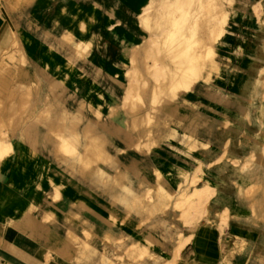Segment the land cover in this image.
<instances>
[{
	"label": "bare ground",
	"instance_id": "obj_1",
	"mask_svg": "<svg viewBox=\"0 0 264 264\" xmlns=\"http://www.w3.org/2000/svg\"><path fill=\"white\" fill-rule=\"evenodd\" d=\"M233 1H138L131 15L139 39L134 37L135 40L133 38L129 43L119 41L121 60L117 65L120 70L112 67V74L106 70L109 73H106L107 77L120 87V93L115 92L112 85L107 87L109 94L114 95L112 103L107 101L106 95L96 92L98 88H95V97L77 96L78 86L74 82L78 79L71 81L73 89H68L66 71L54 76L45 67L30 66L19 36L15 34L11 46L0 51V165L12 150L8 134L12 135L15 127L29 114L30 120L21 126L22 142L30 154L39 151L49 157V169L59 180L56 183L54 178H49L46 186L41 188L43 202L31 199L22 211L21 219L12 222L15 227L75 264H176L180 249L189 239L181 233L185 223L181 225L179 217L187 223L199 218L206 209L216 177L215 172L203 170L202 160L192 153L196 146L208 144V140L201 141L197 135L198 125L206 121L201 120L198 112L192 113L196 121L194 125L185 103L194 106L196 111L204 101L230 105L231 98L226 97L224 90L235 91L236 86L231 79L224 77L230 72L226 68L230 62L227 51H242L241 43H235L232 38L235 33L230 17ZM79 7L75 5L72 15L78 17V25L83 31L86 24L94 22L95 16L89 14L90 10L86 13ZM117 27V31L121 30V26ZM107 30L112 33L109 28ZM50 34L53 37L50 45L62 49L65 63L71 69L77 67L81 71L88 65L92 69V80L98 83L107 67L103 69L100 60L101 66L93 64V57L90 60L93 34L78 38L68 27L57 34L45 31V36ZM127 38L131 40V37ZM16 53L19 54L21 69L12 74L9 67H15L13 59ZM54 56L52 59H57ZM41 57L43 60L45 56ZM232 68L238 69V65L234 63ZM113 71L121 75L118 73L120 76L117 77ZM42 77L47 82L46 88L42 87ZM241 80H244L241 89L246 96L249 79L242 77ZM251 84L249 104L244 113L247 117L255 114L264 128V105L254 101L255 95L264 94V62ZM38 104L43 107L35 111ZM205 128L210 134L214 133L208 124ZM117 134L121 138L119 141L113 139ZM172 140H176V144ZM130 144L144 153L162 144L166 153L174 154L175 161H167L166 167L161 168L147 154L138 155V160L130 158L129 164H124L118 152ZM242 163L240 170L251 184L247 182L248 186H240L237 193L244 194L250 214L264 222V159L256 158L251 150ZM174 169L181 176L179 184L170 175ZM28 173H23L24 177ZM198 180L201 187L194 184ZM65 184L71 189L65 187L63 195L61 190ZM162 220L168 221L176 234L169 256L161 252L167 244ZM124 236H129L126 242L121 241Z\"/></svg>",
	"mask_w": 264,
	"mask_h": 264
},
{
	"label": "crops",
	"instance_id": "obj_2",
	"mask_svg": "<svg viewBox=\"0 0 264 264\" xmlns=\"http://www.w3.org/2000/svg\"><path fill=\"white\" fill-rule=\"evenodd\" d=\"M138 1L140 2L141 0H35V3H32L30 6H28L25 9L19 10L18 14L11 13V14L6 15V20L4 19L2 20V22L3 23L5 22V23L3 24V28H1L0 32L10 33L12 29L19 36L18 28L22 23L24 25L25 30L29 31L31 28L33 30H37L38 35H39V40H40L38 42V44H40L38 45V48L40 49L39 50L40 55L38 54L39 55L38 57L41 59L42 53L44 54L46 53L48 54V56L55 55L54 57H57V55H60L62 57V60H61V65L59 64L60 62L58 63V61L56 62L58 65L55 62L53 65H50L47 61L45 62L43 61V65L41 66L36 63L30 64L28 62V55L26 54L23 48L25 55H26L27 63L30 66L32 67L35 66L34 68L45 67L47 70H49L48 71L49 73H50V66L51 67L53 66L52 69L53 68L54 69L53 70L51 69L53 72H51L50 74L54 73L53 74L54 76L60 75L61 73L66 71L68 73L69 80L66 79L65 84L67 83L66 86H69L68 89L72 90L73 84L71 81L74 82L76 79H78V81L74 82V84L78 86L77 96L95 97V93L99 91L103 93V95H106L105 98L107 99V101L109 100L108 102L112 103L114 101V95L109 94V92L107 91V87H109V85H112L113 88L115 89L114 91L118 93H120V87L116 83H114L110 78H108L106 73L109 72L110 74H112L111 69H113L114 67L116 68L115 70L117 69L120 70L117 65L118 62L121 60V48L119 45V41L123 40L125 43H129L133 40L134 37L136 39H139L138 29L136 28L135 22H133L132 15H131L132 14L131 11L133 10V8L136 9L135 5L137 6L139 4ZM43 2H45V5H43L44 4ZM51 5L53 6L52 11H50ZM75 5H77L78 7L81 6L79 7V8H82L81 11L86 10L87 11L86 13H88V11L90 10L89 14H94L93 16H95L94 22H92L91 24L90 23L86 24L83 31L80 30V27L78 25L79 23L78 17L72 15L74 13L73 11L75 9ZM128 6L130 9L128 8ZM20 12L23 14H20ZM63 13L65 16H62ZM48 15H50L49 17L50 19L48 23L45 24L43 20ZM42 16H43V20H42ZM64 21H66L67 25L65 24ZM126 22L129 24H127ZM116 25L119 28L121 26L120 29L125 30V32L123 31L122 33L121 30L117 31L118 29H116ZM61 27L65 29H67L68 27V30L72 31L73 35L75 34L74 36L75 37L77 36L78 38L80 37L87 38L91 34H93L92 50H91V56H90L91 59L90 58L89 59L92 60V57H93L92 62L95 65H100L102 63L101 65L103 66L102 67L103 69H105L106 67L107 68L109 67L108 65L106 66V63L111 66L108 69L107 68L105 69V71L108 70V72L103 71L104 74L100 78H98L99 79L98 83L92 80V69L89 68L88 65L84 66V71L77 69V67H73L71 69L69 65L65 63L66 60H65L64 55L62 54V49L58 48L57 45H52V46L50 45L51 35L45 36V31L47 30V31H50V33L57 34L59 33L61 29H63ZM107 28L110 29V31L112 32L111 33L112 35L107 30ZM114 29H116V31H114ZM74 32H77V33H74ZM117 32H121L122 34L117 33ZM126 33H129L131 36L130 35L126 36L127 35ZM127 37H131V40L129 38L130 40L129 41ZM19 39H20V36H19ZM110 41H111V44L109 43ZM6 43H7V39L5 37H0V51L3 49ZM43 48H44V51H42ZM112 53L114 55H111ZM51 56L49 57L52 58ZM115 56H117L118 58H116ZM53 60L56 61L55 58ZM98 60H100L101 63H99ZM103 60L104 62L106 61V63H103ZM48 64L50 66H48ZM72 73H73V76H72ZM118 73L121 75L120 72L113 71V74H115L117 77L120 76ZM67 80L69 81V83ZM87 81H89V83ZM44 82L46 83L45 80ZM95 88L96 89L98 88L96 92H95ZM246 92H248L247 89H246ZM208 104H207V101H204V103L202 105H199L197 108V112L200 114L202 121L203 120L206 121V118L202 116L203 114H202V111H200V107L205 108L206 106L212 110H214L215 108ZM104 108L105 107H103V109ZM104 112H105V109H104ZM250 117L246 116L247 121H249ZM209 123L211 122L209 121ZM209 123L208 125L211 126V129L213 130L212 125ZM204 130L206 131V128ZM213 132L215 133L214 130ZM207 133L210 136L203 137L200 129L199 128L197 129V135L201 139V141L205 142L206 140H208V143L210 142L209 143L210 146L202 148V146L198 145L196 150L195 148L192 149V153L196 154L202 160L203 170H206V172L211 171V172L216 173L215 180L213 181V184H212V186L214 185L213 192H212L213 194L212 193L210 194L208 201H207L206 209L198 216L199 218L198 219L195 218L196 221H192L193 222V223L191 222L192 224L188 223L189 225L188 224L182 225L183 230L181 231V233L184 236H189V239L180 249L178 259L176 260V264H264V222L261 218L260 219L258 217L255 218L250 214V209L248 207L247 200L244 194L237 193L239 192L240 186L246 187L249 184H251L248 178H246V175L240 170V165L242 163L243 158L247 154H249L251 150L254 151V149L247 148L246 151L242 154V156L241 154H235V155L228 156L227 148H224V153H222L223 149L219 152H216V145L215 143L212 142L213 133L212 134H210L209 132ZM113 139L118 140V141L121 140V138L119 139L118 134L114 135ZM172 141L173 143L176 144L175 142L176 140H172ZM162 144L152 147L149 151H147V153L138 151V149L134 148L130 144L128 147L123 149V151H119L118 155H119L120 160L124 164L126 163L128 165L130 158H133V159L135 158L138 160V157L140 155L150 154L149 157L153 161H155L158 164V166H160L161 168H165L166 164L168 162L173 163L176 157L171 152L166 153L165 148L161 147ZM132 148H134V150ZM156 148L157 150H155ZM27 152L28 153L26 154L23 153V151L22 153H20V158H22V162H21V165L18 166L19 168L18 167L17 168H11V167L4 168L3 166H5V163L8 157H6L5 162H3L0 165V168L2 167V169H4V170L0 169V264H75L72 261H69L66 257L58 255L53 250H49L40 240L27 235L19 227H15L12 224L14 220L21 219L22 211L24 210L25 206L31 199L39 203L43 202L41 188L46 186V183L48 182L49 178H52V179L54 178L53 179L54 182L59 183L57 176H55L52 173V171L49 169V164H50L49 161L45 163V161H42L41 159H36L34 154L32 155L29 153V150ZM224 158L229 159L230 163L232 162L231 165L233 164L232 166L237 168L235 169L236 170L235 178H232L228 181L221 180L218 175L219 169H220L219 168L220 162L223 161ZM28 160L30 163L28 162ZM31 161H33V163H31ZM25 163H26V166H25ZM29 164H31L30 167H29ZM10 169L11 170L13 169L12 170L13 173L8 172V171H11ZM190 170H193V169H190ZM23 173L25 174L28 173V174L27 176L24 177L25 174L23 175ZM170 173H171L170 175L173 178V180L177 181L176 183L179 184V182H181V176L180 174H178L176 169L172 170ZM29 174L31 175V177ZM18 175L19 176L21 175L19 177L20 179L18 178ZM10 177L13 178L12 180L14 181V184H12L13 181L11 180ZM15 178L17 179L18 182L15 181ZM19 181L22 184L19 183ZM242 181H244L245 183ZM247 182H249V184ZM37 184H39L40 186L38 187ZM196 186L201 187L200 180L197 181ZM28 187L31 189L27 191ZM65 187L66 188L68 187L67 189H71L70 185L68 184L63 185V188L61 190L64 192V193L62 192L63 195H65V190H64ZM227 188H229L230 191H227L226 190ZM30 190H31V193H30ZM239 207H241L242 210ZM222 209H223V212H222ZM247 210L249 212H247ZM218 213L222 217H224L225 215L224 217L225 219L219 216ZM170 218H172V216ZM219 221H222V223ZM230 221H232V223ZM175 241H176V234H175L173 242H167L165 248L162 249L161 251L165 252L167 256H169L171 252V248ZM48 251L49 253H47ZM161 261L162 260L160 258V262Z\"/></svg>",
	"mask_w": 264,
	"mask_h": 264
},
{
	"label": "rangeland",
	"instance_id": "obj_3",
	"mask_svg": "<svg viewBox=\"0 0 264 264\" xmlns=\"http://www.w3.org/2000/svg\"><path fill=\"white\" fill-rule=\"evenodd\" d=\"M32 3H35V0H8V1L0 0V30L1 28H3V24L5 22L3 23L2 20L3 19L6 20V15L11 14V13L18 14L19 10L27 8ZM43 3H44L43 5H45V2ZM52 10H53V6L51 5L50 11ZM20 14H23V13L20 12ZM230 14H231L230 17L233 20V26L235 27V33L233 34L232 38L233 40L235 39L234 40L235 43H241L242 51H238V49L230 50L229 52L227 51V55L229 57L230 62L226 66V68L228 71H230L231 73H234L235 75H232L230 72H228L224 74V77L227 80L231 79L232 83L236 86V87L234 86L236 90L235 91L224 90L226 97L230 96L231 98V102L229 106H227L226 103L218 104L213 101H209V102L207 101V104L209 103L208 105L215 107L214 109H217V110L214 111L210 109L209 107H206V108L200 107V111H202V114H203L202 116L206 118V122L204 124L198 125V128L200 129L203 137H209L210 135L204 129H205V126L209 123V121L211 122L209 124L212 125V128L215 131V133L212 134V142L215 143V145L217 144L216 152L221 151L223 148H227L228 156L235 155V154H241L242 156V154L246 151L247 148H253L256 158L261 157L262 159H264V144H263L264 143V130H263L264 128L260 126L255 114H251L249 121H247V118L244 115V111L249 103L250 94H251L250 92L252 91L251 83L255 81L258 70L260 69L261 64H263L264 62L263 60L264 59V0H234L232 3V6L230 7ZM49 17L50 15L46 16V18L43 20V16H42V20L44 21L45 24L48 23L50 19ZM242 24H244V26ZM18 31H19V36L21 39V44L22 46L24 45L23 48L26 51V54H28V62L30 64L36 63L41 66L43 65V61H46V58H47V62L49 61L48 63H50L51 65H53V62H57L58 59H59L58 62H61L62 57L60 55H57L58 57H56L57 58L56 61H53V59L50 58L48 54L46 53L45 54L42 53V55L45 56L43 57L44 58L43 60L42 58L39 59L38 53L40 49L38 48L39 35H38L37 30H33L32 28L29 31L25 30L24 25L22 23L19 26ZM15 34L17 35V33L12 29L10 33L0 32V37H5L7 39V43L3 47L4 49L9 48L11 46V42ZM27 36L28 38H26ZM50 39L51 40L53 39L52 35ZM251 50L253 51L252 54L250 53ZM221 51L224 52L225 50H221ZM13 60H14L13 62H15L16 65L15 67L10 66L9 70L13 72L12 74H15L16 71L21 69V64H20L18 53L15 54V57ZM244 60L246 62H244L245 64L242 65ZM234 63L238 65V69L232 68ZM241 65L244 67L242 68ZM52 67L50 68V72H53ZM242 77H246L247 79H249L248 85L250 88L249 87L247 88L249 90L246 96L244 95L245 94L244 89H241L242 88L241 84H243L244 82V80L243 81L241 80ZM44 80L45 79L42 77L41 84L43 88H46L47 82L45 83ZM262 94L263 92L260 94H257L258 96L255 95L254 101L256 102V104L259 102L258 103L259 105L261 103L262 105H264V94L263 95ZM49 95H50L49 98L52 99L51 94ZM185 105L189 108L190 110L189 116L191 117V119L193 118L192 121L194 122V125H195V118H194V115H192V113L193 114L197 113V111L195 107L190 105L188 102H186ZM42 107H43L42 104L40 105L38 104V106L35 107V111H38V109ZM30 118H31V115L28 114L25 117L24 121L15 127V132L12 135L11 133L8 134L7 139L11 140L12 145H13L12 146L13 150L10 152L9 156H7L8 158H7L5 167L12 166L11 168H17L19 164H21L22 162L21 160L22 158H20V153H22V151L23 153L24 152L28 153L27 146L23 144L22 139H21L22 138L21 126L25 124V122L30 120ZM202 147H209V143L206 144V146H202ZM196 148L197 146L195 147V149ZM132 149L134 150V148ZM34 155L36 159H41L42 161H45V163L48 162L49 157L45 156L39 151H36ZM7 163L9 166L7 165ZM231 163L229 159H225V158L223 159V161L220 162V166H219L220 169H219L218 175L221 180L228 181L232 178H235L236 176L235 169L237 168L232 166L233 164L231 165ZM242 164L243 163H241V165ZM241 165L240 167H242ZM194 184L196 185L197 181ZM226 190L230 191L229 188H227ZM179 223H181V225L184 223H185L184 225L188 224L187 222H184L182 218L180 219V217H179ZM161 225H162V229L164 230L165 241L173 242L175 234L173 233L172 225L166 220L165 221L162 220ZM128 239H129V236H124L121 239V241L126 242Z\"/></svg>",
	"mask_w": 264,
	"mask_h": 264
}]
</instances>
